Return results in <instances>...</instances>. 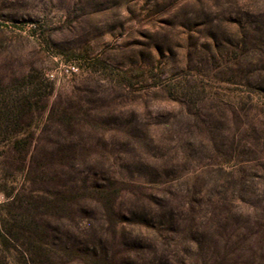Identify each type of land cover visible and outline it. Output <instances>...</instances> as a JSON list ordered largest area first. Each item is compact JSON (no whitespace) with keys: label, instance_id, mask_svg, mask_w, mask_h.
<instances>
[{"label":"rangeland","instance_id":"374dc122","mask_svg":"<svg viewBox=\"0 0 264 264\" xmlns=\"http://www.w3.org/2000/svg\"><path fill=\"white\" fill-rule=\"evenodd\" d=\"M0 264H264V0H0Z\"/></svg>","mask_w":264,"mask_h":264},{"label":"trees","instance_id":"16d2710c","mask_svg":"<svg viewBox=\"0 0 264 264\" xmlns=\"http://www.w3.org/2000/svg\"><path fill=\"white\" fill-rule=\"evenodd\" d=\"M13 237L12 233L8 230L7 232L4 231L0 224V246L5 247V244L7 243L8 237ZM29 254L25 252V264H35V258L38 259V256L35 254L34 256L31 254V252L28 250Z\"/></svg>","mask_w":264,"mask_h":264}]
</instances>
